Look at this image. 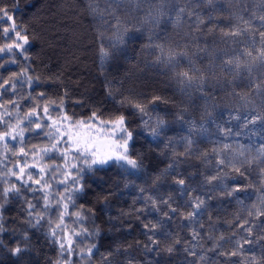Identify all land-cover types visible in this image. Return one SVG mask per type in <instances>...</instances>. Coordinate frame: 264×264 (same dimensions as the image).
<instances>
[{"label":"trees","instance_id":"1","mask_svg":"<svg viewBox=\"0 0 264 264\" xmlns=\"http://www.w3.org/2000/svg\"><path fill=\"white\" fill-rule=\"evenodd\" d=\"M0 7L29 39L27 60L0 55V80L11 78L0 102L18 101L24 115L30 98L44 92L63 97L75 118L123 113L133 132L130 152L142 164L130 173L110 163L84 175L75 203L91 211L84 226L99 235L80 244H96L91 257L71 256L72 264H253V257L264 264V215L257 211H264V121L247 124L264 117V0H0ZM10 42L0 34V47ZM25 69L31 86L20 75ZM121 100L140 103L145 113ZM145 122H163L160 135L153 137ZM48 144L25 135L26 148ZM18 147L9 145V167L21 160L12 155ZM45 160L62 163L55 153ZM6 168L0 163V181L7 180L0 188L17 183L5 177ZM217 174L229 189L242 190L228 196L221 181L209 184L206 178ZM24 196L44 213L37 193ZM196 197L205 204L189 219ZM26 207L10 194L0 264H57L49 225L31 227ZM47 215L54 226L57 213ZM74 220L67 218L69 228L77 227ZM145 224L157 225L155 235ZM16 246L19 255L11 252Z\"/></svg>","mask_w":264,"mask_h":264},{"label":"snow or ice","instance_id":"2","mask_svg":"<svg viewBox=\"0 0 264 264\" xmlns=\"http://www.w3.org/2000/svg\"><path fill=\"white\" fill-rule=\"evenodd\" d=\"M14 3H18V0H14ZM93 11H96V9H93ZM260 19L264 21V17H260ZM5 24L7 25L6 27L3 26ZM0 34L11 41L0 47V53H12L13 49H15L25 60L28 59L25 55V45L29 43L26 29L23 26H18L8 9L4 7H0ZM260 35L264 38V32H261ZM101 54L105 59L109 56V53L103 48H101ZM248 55H251V53H248ZM261 58L264 59V53L261 54ZM20 75L25 78L29 86L32 85L33 78L28 74L27 69ZM183 76L190 81L191 78L187 73H184ZM10 80L11 78L0 80V89L6 91L5 86L9 85ZM36 82H39V77H36ZM15 87L16 82L12 81L11 89L15 91ZM3 94L4 92L0 91V97ZM30 99L35 101L32 108L24 114L23 119L17 115L15 123L10 119H5L6 116L11 117L13 115L6 104L13 105L16 112L19 113V102L16 100L0 102V110H2L0 111V128H2L0 130V144L3 145L5 150L3 153L4 160L8 158L7 152L12 142L19 145L17 150L12 151V155L19 156L22 160V162L17 160L13 167L8 168L5 172V177H15L17 183L0 188V198H2L0 199V232L5 231L3 211L8 203L10 194L14 198H22L27 206V223L34 228L40 227L42 223L49 225L47 235L58 245L61 254V260L57 264H72L69 258L74 253L79 255L81 260L91 257L96 244L92 243L85 248H81L80 244L84 242V239L99 235L98 229L89 231L84 226V221L88 219L91 211L88 210L86 213L85 210L75 203V197L85 191L84 175L87 172L103 168L110 163H115L130 173L139 171L142 168V164L138 158H133L130 152L133 132L129 130L126 116L123 113H113L110 116H105L98 111H92L86 119L75 118L65 110L63 97L58 100L51 99L44 92H40L36 97H31ZM126 102L136 112L145 113V108L140 103L125 100H121L119 103L123 105ZM53 113H55V116ZM258 120L264 121V117L254 116L247 121V124L254 125ZM162 125L163 122H157L155 126H149L145 122V127L150 128V134L153 137L160 135L159 130ZM26 132L43 136L49 141V144L44 147L34 145L31 148H26ZM225 132L230 134V130H225ZM188 143L191 144V141L189 140ZM261 151L264 152V149H261ZM51 153H55L62 163H43L45 158L49 157ZM29 158H31V162ZM52 158L54 159V157ZM0 163H3V161L0 160ZM220 163L223 164V161H220ZM28 169H37L35 177L33 172L28 171ZM235 171L239 172L240 170L236 168ZM57 176H59L58 180ZM206 179L209 184L213 181H221L217 186L228 196L242 190L239 187L229 189L227 185L222 183L223 176L220 174ZM51 181H56L58 185H62V191L53 192ZM0 182L7 184L6 179ZM176 183L183 186L185 181L178 179ZM24 192L33 194L39 192L41 194L43 214L35 212L36 205L24 196ZM204 204L205 201L203 199L194 198L191 204L192 211L188 213L187 218L195 217ZM53 207L57 210V222L54 223V226L51 217L47 215ZM153 207H155V202H153ZM70 208L73 210L70 211ZM171 210L173 212L176 211V209ZM257 211L260 215H264V211L259 209ZM66 217H75L73 223L77 227L70 229L69 224L66 222ZM144 227L155 235L156 224H145ZM247 231L251 234V228ZM149 238L153 244L158 243L151 237ZM78 239L79 242H77ZM261 239H264V237H261ZM244 243L253 244L254 242L245 239ZM237 245L239 248L243 247L239 241H237ZM22 251L23 249L20 246L11 249L13 255H19ZM167 251L171 252L173 248L169 247ZM229 255L236 256L237 252H231ZM252 260L253 264H259L255 257Z\"/></svg>","mask_w":264,"mask_h":264},{"label":"rangeland","instance_id":"3","mask_svg":"<svg viewBox=\"0 0 264 264\" xmlns=\"http://www.w3.org/2000/svg\"><path fill=\"white\" fill-rule=\"evenodd\" d=\"M27 45H28V44H27ZM27 45H25V48L27 47ZM15 53H18V52H17L15 49H13V52H12V53L3 52V53H0V55H5V54L13 55V54H15ZM9 111H11V112L13 113V115H12L11 117L6 116L5 118H6V119H10L13 123H15L17 115H18L21 119L24 118V115H23L22 113H20V111H19V113H17L15 109H14V110H9ZM53 115L55 116V113H53ZM27 133H28V132H26L25 135H26ZM4 151H5V150H4V148H3V145L0 144V160L3 161L2 165H3V166L7 165V168H6V169H8V168H12L13 165H11V166L9 167V164H7V163H8L7 160H4V156H3ZM53 155H54V153H51L49 157H51V156H53ZM55 155H56V154H55ZM46 158H48V157H46ZM46 158H45V159H46ZM30 162H31V159H30ZM43 163L53 164V162H51V161H47V160L43 161ZM55 164H59V163H55ZM28 171H32V172H33V175H34V177H35V173H36L37 169H28ZM8 177H9V176H8ZM8 177H6V178H8ZM45 179H47V177H45ZM58 179H59V176H57V180H58ZM51 183H52V190H53V192L62 191V187H63L62 185H58V184L56 183V181H51ZM33 187H35V185H33ZM36 193H37V197H38L39 199H41V194H40L39 192H36ZM41 201H42V200H41ZM53 203H55V202L53 201ZM50 212L57 213V210H56L55 207H53V208L50 210ZM67 218H68V217H66L65 219L67 220ZM70 229H71V228H70ZM74 255H75V256H78V255L75 254V253H74L72 256L74 257ZM70 259H71V261H72V258H70ZM82 264H83V263H82Z\"/></svg>","mask_w":264,"mask_h":264}]
</instances>
